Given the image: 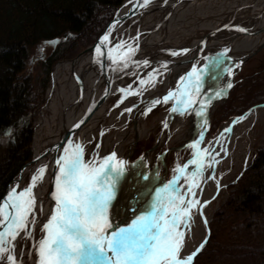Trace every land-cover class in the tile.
<instances>
[{
  "label": "bare ground",
  "instance_id": "6f19581e",
  "mask_svg": "<svg viewBox=\"0 0 264 264\" xmlns=\"http://www.w3.org/2000/svg\"><path fill=\"white\" fill-rule=\"evenodd\" d=\"M130 6L132 3L124 4L119 14ZM130 9L133 13L111 30L100 53L91 56L79 50L52 66L44 102L34 118L35 158L8 187L9 192L15 188L19 194L31 186V178L40 168L45 169L43 179L32 189L35 204L28 217L34 221L30 230L21 231L15 241L6 245L14 248L17 264H38L36 245L46 236L44 225L55 210L53 194L60 167L56 161L66 149L79 144L84 163L96 166L113 152L124 161L115 199L108 210L112 225L108 231L128 227L133 219L149 212L155 200L143 188L151 181L148 174L153 162L176 140L180 144L198 143L201 131L207 127L209 110L242 65L237 60L264 41V0H150L147 6L141 2ZM239 28L247 31H238ZM173 52L179 54L173 56ZM193 69L198 72L195 77L190 76ZM103 92V99L96 104ZM170 93L172 100L166 111L148 124V107ZM188 100L195 102L181 103ZM88 106L94 107L92 112H87ZM174 107L179 110L172 111ZM84 115L87 118L82 120ZM240 118L223 125L231 124V131L222 130L217 146L212 142L199 151L202 155L198 157L211 155L213 160L205 165L208 182L197 183L200 194L194 199L200 203L194 209L191 230L185 233L181 256L190 254L204 239V221H208L205 199L217 195L221 166L231 160L237 165L238 154L247 153L246 132L255 117L248 113ZM79 122V128L70 135L72 125ZM160 124L162 128L154 134L149 150L131 162L136 142L155 132ZM64 132V139L58 144ZM222 157L224 160H220ZM8 214L14 215L15 210L10 207ZM3 227L0 223V231ZM0 264H8L3 256Z\"/></svg>",
  "mask_w": 264,
  "mask_h": 264
},
{
  "label": "snow or ice",
  "instance_id": "6c2138e0",
  "mask_svg": "<svg viewBox=\"0 0 264 264\" xmlns=\"http://www.w3.org/2000/svg\"><path fill=\"white\" fill-rule=\"evenodd\" d=\"M149 2L143 0V6ZM237 30L247 31L243 28ZM107 41L108 36H105L102 44ZM48 43L55 45L57 41ZM96 52H101L100 47L96 48ZM171 54L175 56L179 53ZM197 75V69H193L190 76ZM121 91L131 94L127 90ZM172 95L166 96L164 102ZM194 102L181 101L185 104ZM178 110L175 107L172 109L174 112ZM199 114L203 116L204 113L201 111ZM197 155L202 153L198 151ZM56 163L60 167L59 175L55 177L53 194L55 210L44 225L46 236L36 245L38 264H193L207 243L204 240L190 254L181 256L185 231L178 229L183 226L191 230L192 209L200 202L195 199L186 202L180 195L172 198L168 206L154 203L149 212L133 219L128 227L108 231L112 228L108 210L115 199V186L125 167L124 161L118 160L115 152L96 166L94 163H84L82 148L77 144L71 150L66 149L65 155ZM177 171L183 173L184 169L179 168ZM44 173L45 169L40 168L37 175L31 178V186L19 194L13 188L9 200L0 207V223L4 225L0 231V256L8 264H17V258L12 254L14 248L10 249L6 245L15 241L21 231L30 230L34 221H29L28 217L35 204L32 189L43 179ZM172 186H175V180ZM196 186L193 184L189 187L192 196H196L193 191ZM10 207L15 210L14 215L8 214ZM204 223L207 224V221Z\"/></svg>",
  "mask_w": 264,
  "mask_h": 264
},
{
  "label": "trees",
  "instance_id": "16d2710c",
  "mask_svg": "<svg viewBox=\"0 0 264 264\" xmlns=\"http://www.w3.org/2000/svg\"><path fill=\"white\" fill-rule=\"evenodd\" d=\"M120 1L0 0V197L7 183L32 155L30 114L36 94L32 76L26 73L30 54L44 40L81 31L99 5ZM246 83V92L241 95L246 104L239 111L264 100V88H261L264 74ZM239 179L238 188L216 212L211 222L214 221V229L211 226L207 243L193 264L204 251L209 254L208 264H222L223 258H230L232 264H264V225L261 230L257 221L264 217V146ZM251 229L255 232L251 233ZM222 234L226 238L231 235L234 240L218 244V236Z\"/></svg>",
  "mask_w": 264,
  "mask_h": 264
},
{
  "label": "rangeland",
  "instance_id": "374dc122",
  "mask_svg": "<svg viewBox=\"0 0 264 264\" xmlns=\"http://www.w3.org/2000/svg\"><path fill=\"white\" fill-rule=\"evenodd\" d=\"M110 16L111 10L109 7H98L90 21L81 31L77 33H67L65 36L60 38L62 39V42L59 41L55 45L42 42L39 47H36V49H34V51L30 54L27 60L26 73L32 76V80L34 82L33 90L36 94V102L30 114L33 133L35 113L44 102V93L53 64L60 58L73 56L76 52L84 48L94 38L101 27H103ZM53 48L55 49L53 50ZM38 49H40V51H38ZM263 74L264 44L243 61L238 71L230 80L226 91L222 93L215 103H213V106L209 110V114L207 116V127L201 131L202 136L197 141L198 143L196 144V142L193 143L191 141H186L183 144H180L181 142L176 140L171 144V146L166 148L162 157L156 158L153 162L148 174L151 181L143 187L147 195L149 193L153 195L155 200H153L152 205L156 203L158 205L168 206L171 199L177 195L183 196L186 202L193 200L194 196H192L189 192V187L193 184L196 185L198 182H208L207 180L209 178H207V167L205 168V165H209L213 160L211 155L198 157L197 152L202 151L205 146L210 145L212 142L213 146H217L219 144V136L222 133V130L225 128L229 129L231 124L228 126L226 125L231 121V119L238 120L239 117H246L248 113H251L254 115L255 119L246 132L249 142L246 143L245 139L240 137L241 134L238 135V139L242 143H246L244 147H248L247 153L244 154L241 152L238 154L236 159L237 165L234 160H231L221 166L222 168L219 172L220 185L217 195L209 200L205 199V216L208 218L207 224L205 225V231L207 233L208 230L209 235L211 226L214 229V221L213 223L211 222L212 220H215L216 212L219 208L224 206L233 191L238 188L237 184L240 180V175L243 173L245 167L250 164L257 151L264 146V100L257 105L255 104L246 108L244 111L238 110V108L246 104L243 103L244 98L241 96L246 92V81L249 82L250 78L259 77ZM261 88L264 87L262 86ZM255 91L258 92V86ZM171 100L172 98H170L166 103L164 101H159L155 106L151 107L149 111L146 112L147 123L150 124L156 117L161 116L168 108ZM224 124L226 125L223 126ZM161 126V124L158 125L155 132L149 133L148 137H143L136 142L134 151L129 158L131 162L137 160L151 147V143L154 140V134L161 129ZM184 132L186 133V131ZM197 134L198 133H196V135ZM194 140L197 139L195 138ZM193 145H197L198 147H193ZM30 147L33 155L32 138ZM236 148L238 149V146ZM244 155L246 157L242 159V156ZM194 160L197 161V163H192ZM220 160H224V157ZM179 168H183L184 172H178L177 169ZM216 169L217 167H215V170ZM173 180H175L174 187L172 186ZM199 187V184H197V186L193 188V191L196 192V196L200 194ZM193 214L195 215L194 209H192V215ZM194 215L193 219H195ZM257 221H260L259 223L261 227L259 228L262 230L264 217H260ZM255 229H251V233L255 232ZM178 230L185 231V233L186 231L189 232V230L183 228V226H180ZM212 232L213 237L215 232ZM208 235L204 240H207ZM232 237L229 235V237L227 236L226 238L224 234L221 236L219 235L217 243L222 245L227 241V239L234 240ZM245 245L246 244H241L243 247ZM207 254L208 253L204 251V253L197 258L194 264H208L210 261L209 254ZM218 258L219 257L217 256V259ZM217 259L214 260L217 261ZM222 262V264H232L230 258H223ZM215 263L217 264V262H214V264Z\"/></svg>",
  "mask_w": 264,
  "mask_h": 264
},
{
  "label": "water",
  "instance_id": "95a60500",
  "mask_svg": "<svg viewBox=\"0 0 264 264\" xmlns=\"http://www.w3.org/2000/svg\"><path fill=\"white\" fill-rule=\"evenodd\" d=\"M141 2H143V0H121L118 4H105V5H99L98 7H109L111 10V16L110 18L105 22V24L103 25V27H101V29L98 31V33L94 36V38L84 47L82 48V52H88L89 54H91V56L96 52V48L100 47V49L102 50L103 44L102 41L104 39L105 36H107L111 30L121 21H124L128 18L129 15H131L133 13V10L130 9L133 6L139 5ZM126 3H132V6L129 7V9H127V11H125V13H123L122 15L119 14L121 7H123L124 4ZM95 13V12H94ZM60 38L59 37H55L52 39H48V40H44L43 42H50V41H58ZM264 44V41H262V43H260L255 49H253L250 53H247L244 57L239 58L237 61L240 62L241 64L243 63V61L250 56L251 54H253L257 49H259L260 46H262ZM103 52V51H102ZM226 91V90H225ZM106 92H103L96 100V104H99V102L101 101V99H103L104 95ZM173 94V93H172ZM172 98V97H171ZM174 99V96H173ZM159 101H164V99H158L157 101H155L154 103H152L148 108L150 109L151 107L155 106L156 103H158ZM95 104V106H96ZM94 107H92V109L88 106V108H86L87 112H92ZM148 109V110H149ZM88 115V114H87ZM87 115H84L82 120H85L87 118ZM79 123L72 125V127L70 128V135H72V133L74 131H76L79 128ZM162 128V127H161ZM66 132L63 133V135L60 136V139L58 140V144L60 141H63L64 136H65ZM69 135V136H70ZM69 138V137H68ZM149 150V149H148ZM147 150V151H148ZM146 151V152H147ZM145 153V152H144ZM143 153V154H144ZM142 154V155H143ZM35 156H31V158L22 164V166L19 168V170L17 171V173L13 176V178L7 183V187L4 191V193L2 194V196L0 197V206L2 205V203H4L5 201L8 200L10 192L8 191V187L9 184L17 179L20 174L22 173V169L23 167L32 159H34ZM54 178V173L51 172V179L53 181ZM50 193V191L48 192ZM50 195V194H48ZM51 197V196H49ZM51 199V198H50ZM208 235V230L207 233L204 236V239H206ZM203 239V241H204Z\"/></svg>",
  "mask_w": 264,
  "mask_h": 264
},
{
  "label": "flooded vegetation",
  "instance_id": "af4514ba",
  "mask_svg": "<svg viewBox=\"0 0 264 264\" xmlns=\"http://www.w3.org/2000/svg\"><path fill=\"white\" fill-rule=\"evenodd\" d=\"M59 41H61V42H62V39H59L57 42H59ZM54 49H55V48H53V50H54ZM53 50H52V51H53ZM38 51H40V49H38Z\"/></svg>",
  "mask_w": 264,
  "mask_h": 264
}]
</instances>
